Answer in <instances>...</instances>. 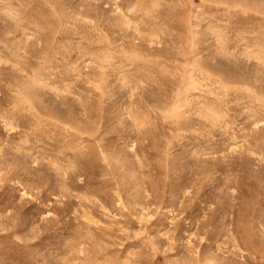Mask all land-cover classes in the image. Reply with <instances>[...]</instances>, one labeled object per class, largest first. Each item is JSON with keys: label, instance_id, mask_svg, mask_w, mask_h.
Instances as JSON below:
<instances>
[{"label": "rangeland", "instance_id": "374dc122", "mask_svg": "<svg viewBox=\"0 0 264 264\" xmlns=\"http://www.w3.org/2000/svg\"><path fill=\"white\" fill-rule=\"evenodd\" d=\"M0 264H264V0H0Z\"/></svg>", "mask_w": 264, "mask_h": 264}]
</instances>
